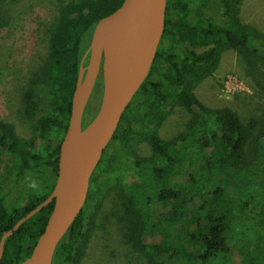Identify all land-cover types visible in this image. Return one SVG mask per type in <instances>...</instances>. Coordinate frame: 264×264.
I'll return each mask as SVG.
<instances>
[{
	"label": "trees",
	"instance_id": "1",
	"mask_svg": "<svg viewBox=\"0 0 264 264\" xmlns=\"http://www.w3.org/2000/svg\"><path fill=\"white\" fill-rule=\"evenodd\" d=\"M201 1L167 0L166 26L150 73L123 113L92 176L83 211L59 243L51 264H80L97 212L112 191L123 202L117 206L127 243L150 259L164 258L154 264H264V112L246 124L233 108L209 107L194 92L217 71L225 47L246 54L249 73L262 83L258 70L264 69V31L243 22L242 0H220L227 18L220 26L194 19L193 7ZM122 3L76 0L60 11L35 84L55 89V108L66 121L49 125L41 121L39 137L29 141L0 120V146L17 156L12 164L15 183L37 170L47 183L13 211L7 208L6 195L0 194V240L52 193L81 59L96 23ZM185 43L204 49L185 50L181 47ZM39 95L31 90L24 97L31 113ZM178 106L190 115L187 127L165 139L160 128ZM143 126L151 154L124 152L121 148ZM36 141L40 145L34 152ZM99 192L102 195L96 198ZM54 204H47L6 239L0 264H21L31 255ZM151 235L157 241L144 243Z\"/></svg>",
	"mask_w": 264,
	"mask_h": 264
},
{
	"label": "rangeland",
	"instance_id": "2",
	"mask_svg": "<svg viewBox=\"0 0 264 264\" xmlns=\"http://www.w3.org/2000/svg\"><path fill=\"white\" fill-rule=\"evenodd\" d=\"M76 0H1L0 2V120L13 127L15 133L26 140L38 138L41 121L44 125L55 121H66L54 105L55 89L51 85L37 88L39 73L50 50L51 32L57 23L62 7ZM239 15L244 23H250L264 31V0H242ZM192 17L222 25L227 18L220 0H202L193 7ZM155 24V23H153ZM183 49L196 48L189 43ZM232 47L223 48L221 63L214 75L195 86L194 92L207 106L212 108L231 107L248 124L253 117L264 112V69H259L262 83H258L248 71L244 60L246 54ZM36 90L40 95L36 110L31 113L25 105V95ZM104 91L98 79L89 99L83 124L89 126L100 107ZM156 113V117H159ZM189 113L178 106L170 112L160 128V134L170 139L187 127ZM145 126L137 128V134L124 145L129 154L149 156L151 147L145 139ZM58 136V135H57ZM37 144V145H36ZM40 141L31 149L38 151ZM120 149V150H121ZM17 156L0 146V194H5L9 211L22 207L27 198L38 193L46 182L39 170L28 172L20 183H15L12 164ZM125 160L129 161L127 157ZM130 162V161H129ZM49 177V169L45 168ZM93 181H99L96 175ZM104 183H101L103 188ZM39 190V191H35ZM97 193V192H96ZM40 194V193H39ZM102 192L95 194L100 198ZM124 198V197H122ZM119 193L112 191L97 212L93 230L86 242L80 264H154L161 258H148L143 252L127 243L124 237ZM157 241L156 236L145 239L146 244Z\"/></svg>",
	"mask_w": 264,
	"mask_h": 264
},
{
	"label": "water",
	"instance_id": "3",
	"mask_svg": "<svg viewBox=\"0 0 264 264\" xmlns=\"http://www.w3.org/2000/svg\"><path fill=\"white\" fill-rule=\"evenodd\" d=\"M148 11L139 0H123L111 14L95 25L81 62L67 129L61 142L54 189L41 204L30 210L3 234L0 263L8 237L39 210L54 201L53 211L31 255L21 264H51L56 249L72 223L83 211L92 176L114 137L123 113L148 77L166 26L167 0H155ZM138 13H148L155 23L154 39L142 48L137 28ZM88 59V62L86 60ZM104 91L99 110L90 125L82 128L89 99L97 80ZM80 131H86L81 137Z\"/></svg>",
	"mask_w": 264,
	"mask_h": 264
},
{
	"label": "bare ground",
	"instance_id": "4",
	"mask_svg": "<svg viewBox=\"0 0 264 264\" xmlns=\"http://www.w3.org/2000/svg\"><path fill=\"white\" fill-rule=\"evenodd\" d=\"M139 6L145 10L153 11L156 7V2L155 0H139ZM136 23L142 48L146 50L154 39L155 26L153 17L148 13H138ZM85 133L86 131H80L78 135L81 137Z\"/></svg>",
	"mask_w": 264,
	"mask_h": 264
},
{
	"label": "flooded vegetation",
	"instance_id": "5",
	"mask_svg": "<svg viewBox=\"0 0 264 264\" xmlns=\"http://www.w3.org/2000/svg\"><path fill=\"white\" fill-rule=\"evenodd\" d=\"M93 91H94V90H93ZM92 93H93V92H92ZM136 99H137V98H136ZM88 104H89V102H88ZM88 104H87V107H86L85 113L87 112ZM98 110H99V109H98ZM98 110H97V112H98ZM97 112H96V114H97ZM96 114H95V115H96ZM84 116H86V114H85ZM94 117H95V116H94ZM94 117H93V118H94ZM84 119H85V117H84ZM92 120H93V119H92Z\"/></svg>",
	"mask_w": 264,
	"mask_h": 264
}]
</instances>
